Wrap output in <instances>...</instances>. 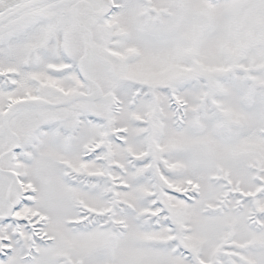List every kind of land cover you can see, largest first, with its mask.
Returning a JSON list of instances; mask_svg holds the SVG:
<instances>
[{
  "label": "snow or ice",
  "instance_id": "6c2138e0",
  "mask_svg": "<svg viewBox=\"0 0 264 264\" xmlns=\"http://www.w3.org/2000/svg\"><path fill=\"white\" fill-rule=\"evenodd\" d=\"M0 264H264V0H0Z\"/></svg>",
  "mask_w": 264,
  "mask_h": 264
}]
</instances>
